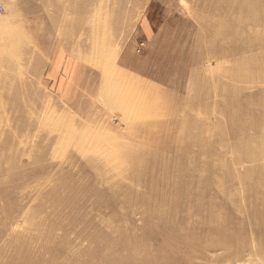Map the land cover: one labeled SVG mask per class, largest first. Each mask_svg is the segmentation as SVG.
<instances>
[{"label": "rangeland", "instance_id": "1", "mask_svg": "<svg viewBox=\"0 0 264 264\" xmlns=\"http://www.w3.org/2000/svg\"><path fill=\"white\" fill-rule=\"evenodd\" d=\"M0 264H264V0H0Z\"/></svg>", "mask_w": 264, "mask_h": 264}]
</instances>
